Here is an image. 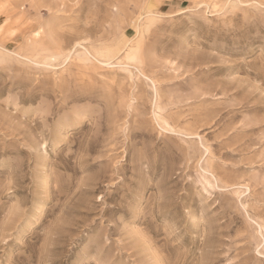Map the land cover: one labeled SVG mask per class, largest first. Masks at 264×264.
Segmentation results:
<instances>
[{"label":"rangeland","instance_id":"1","mask_svg":"<svg viewBox=\"0 0 264 264\" xmlns=\"http://www.w3.org/2000/svg\"><path fill=\"white\" fill-rule=\"evenodd\" d=\"M0 264H264V0H0Z\"/></svg>","mask_w":264,"mask_h":264}]
</instances>
